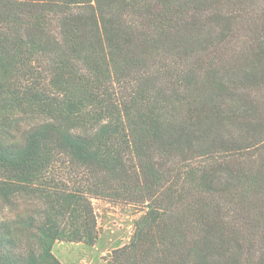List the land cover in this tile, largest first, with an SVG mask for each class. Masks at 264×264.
Masks as SVG:
<instances>
[{"label":"trees","instance_id":"obj_1","mask_svg":"<svg viewBox=\"0 0 264 264\" xmlns=\"http://www.w3.org/2000/svg\"><path fill=\"white\" fill-rule=\"evenodd\" d=\"M264 264V0H0V264Z\"/></svg>","mask_w":264,"mask_h":264},{"label":"rangeland","instance_id":"obj_2","mask_svg":"<svg viewBox=\"0 0 264 264\" xmlns=\"http://www.w3.org/2000/svg\"><path fill=\"white\" fill-rule=\"evenodd\" d=\"M93 206L97 216V240L93 245L56 241L53 253L63 264H111L112 251L129 241L139 209L99 199H93Z\"/></svg>","mask_w":264,"mask_h":264}]
</instances>
